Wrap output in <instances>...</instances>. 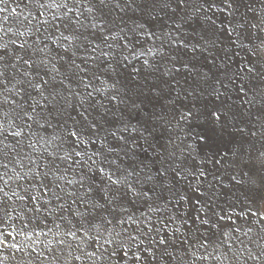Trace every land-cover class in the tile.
<instances>
[{"label": "snow or ice", "instance_id": "1", "mask_svg": "<svg viewBox=\"0 0 264 264\" xmlns=\"http://www.w3.org/2000/svg\"><path fill=\"white\" fill-rule=\"evenodd\" d=\"M0 264H264V0H0Z\"/></svg>", "mask_w": 264, "mask_h": 264}]
</instances>
